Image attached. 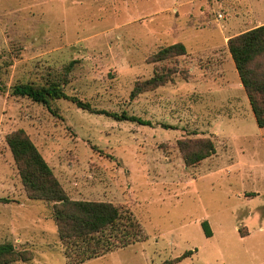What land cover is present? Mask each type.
Listing matches in <instances>:
<instances>
[{"label": "rangeland", "instance_id": "obj_1", "mask_svg": "<svg viewBox=\"0 0 264 264\" xmlns=\"http://www.w3.org/2000/svg\"><path fill=\"white\" fill-rule=\"evenodd\" d=\"M262 24L264 0H0V244L32 257L10 264L71 260L53 203L24 187L6 141L17 129L71 198L141 223L144 240L81 264H264V127L228 47ZM177 42L186 54L152 60ZM163 67L172 81L132 97ZM20 83L59 84L91 109L15 95ZM197 138L216 152L187 165L180 141Z\"/></svg>", "mask_w": 264, "mask_h": 264}, {"label": "trees", "instance_id": "obj_2", "mask_svg": "<svg viewBox=\"0 0 264 264\" xmlns=\"http://www.w3.org/2000/svg\"><path fill=\"white\" fill-rule=\"evenodd\" d=\"M228 47L247 92L252 110L259 127H264V24L230 37ZM187 47L182 42L160 48L152 55L154 62L165 61L186 54ZM176 68H166L144 81L138 82L131 95L151 90L172 81ZM2 88L0 87V91ZM13 93L27 96L37 102L49 103L51 99L69 98L79 107L91 109L90 104L69 96L59 84L48 85L20 83ZM118 120H131L140 124L150 123L140 116L117 112L109 113ZM6 141L18 165L22 182L29 197L44 199L53 203L54 218L61 240L66 246L70 264H81L110 250L126 247L144 240L141 223L120 206L108 201L71 198L46 161L36 144L24 129L7 134ZM187 165H195L216 152L212 138L181 140ZM206 235L213 232L208 221L202 223ZM185 253L183 256H188ZM32 259L15 248L12 243L0 244V264Z\"/></svg>", "mask_w": 264, "mask_h": 264}, {"label": "crops", "instance_id": "obj_3", "mask_svg": "<svg viewBox=\"0 0 264 264\" xmlns=\"http://www.w3.org/2000/svg\"><path fill=\"white\" fill-rule=\"evenodd\" d=\"M230 53V52H229ZM233 58V57H232ZM241 79V78H240ZM241 85L243 86V83H242V81H241ZM244 87V86H243ZM248 100H249V98H248ZM249 103H250V101H249ZM251 105V104H250ZM252 108V107H251ZM211 229H212V227H211ZM212 232H213V234H212V236L214 235V233H215V230H214V228H213V230H212Z\"/></svg>", "mask_w": 264, "mask_h": 264}]
</instances>
